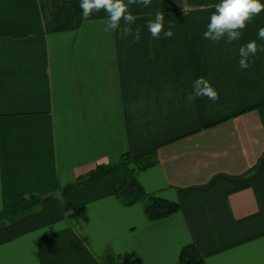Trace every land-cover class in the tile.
Wrapping results in <instances>:
<instances>
[{"label":"crops","instance_id":"crops-1","mask_svg":"<svg viewBox=\"0 0 264 264\" xmlns=\"http://www.w3.org/2000/svg\"><path fill=\"white\" fill-rule=\"evenodd\" d=\"M219 2L132 5L134 42L104 32L103 10L82 19L80 0H0V209L39 197L0 222V264H177L186 244L201 264H264V51L238 67L241 46L264 45V11L240 39L214 43L203 33ZM158 12L172 38L151 37ZM199 77L217 101L188 102ZM153 147L136 179L178 203L170 216L147 220L142 203L114 196L126 169L64 190Z\"/></svg>","mask_w":264,"mask_h":264},{"label":"clouds","instance_id":"clouds-1","mask_svg":"<svg viewBox=\"0 0 264 264\" xmlns=\"http://www.w3.org/2000/svg\"><path fill=\"white\" fill-rule=\"evenodd\" d=\"M152 0H80L82 19H88L94 12L103 10L107 14L104 32L119 31L121 38L133 36L134 42L141 39L142 29L136 27L133 32L132 25L137 17L130 11L132 5L148 7ZM264 11V3L260 0H220L215 6V11L210 16L207 31L203 33L205 39L218 43L226 37V42L231 43L241 38L242 31L254 17ZM165 17L158 12L154 19L147 22L148 31L153 39H160L161 33L164 38H172L174 35L173 25L169 24L165 30ZM123 21V25L121 24ZM258 38L264 40V27L258 30ZM264 51V45L258 47L256 41H250L239 48V69L246 70L252 65L249 58L255 56L257 51ZM207 97L215 102L219 99V93L211 86L204 77H199L193 82V92L188 95L189 103L197 98Z\"/></svg>","mask_w":264,"mask_h":264},{"label":"trees","instance_id":"trees-1","mask_svg":"<svg viewBox=\"0 0 264 264\" xmlns=\"http://www.w3.org/2000/svg\"><path fill=\"white\" fill-rule=\"evenodd\" d=\"M156 161L155 147L136 153L123 152L119 155L116 162L97 164L87 173L79 176L75 182L65 186L64 190L74 189L78 185L117 174L120 170L126 169L129 172V176L120 179L113 186L114 196L124 205L142 203L143 212L147 220L165 218L178 211V203L164 199L154 193L146 192L136 179L138 171L155 164ZM38 202L39 197L35 194H18L4 199L0 209V222H8L19 214L30 211ZM104 257L106 262H110V258L112 259V256L110 257L107 254ZM107 257L110 258L107 259ZM201 263L202 257L192 244H186L180 248L177 264Z\"/></svg>","mask_w":264,"mask_h":264}]
</instances>
